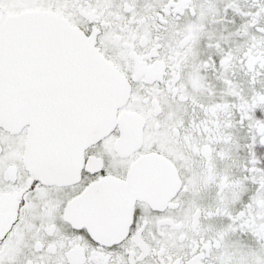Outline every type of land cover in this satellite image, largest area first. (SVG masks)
<instances>
[{
    "label": "snow or ice",
    "instance_id": "1",
    "mask_svg": "<svg viewBox=\"0 0 264 264\" xmlns=\"http://www.w3.org/2000/svg\"><path fill=\"white\" fill-rule=\"evenodd\" d=\"M0 264H264V0H0Z\"/></svg>",
    "mask_w": 264,
    "mask_h": 264
}]
</instances>
